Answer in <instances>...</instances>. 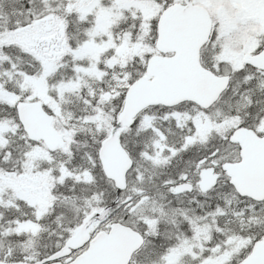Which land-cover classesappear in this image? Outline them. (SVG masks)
Returning a JSON list of instances; mask_svg holds the SVG:
<instances>
[{"label": "rangeland", "instance_id": "rangeland-1", "mask_svg": "<svg viewBox=\"0 0 264 264\" xmlns=\"http://www.w3.org/2000/svg\"><path fill=\"white\" fill-rule=\"evenodd\" d=\"M193 1L206 7L212 16L214 37L208 53L220 63L219 73L222 75L243 68L244 57L255 54L259 48L264 47V0ZM82 3L84 5L79 10L80 13L93 14L97 24L92 39L74 55L85 65L77 68L76 78L72 77L58 87L59 99L51 96L48 78L62 65L68 50L61 43L65 42L62 38L63 30L50 26L49 23L50 27L38 23L18 35L19 42L30 52L36 46L46 43L54 47L48 48L42 54L45 73L39 77L25 78L17 92L0 89V110L4 107L8 110L16 105L21 99L20 95L26 96L25 100L37 99L43 102L57 118V130L65 135L68 144L72 128L82 130L84 126L91 125V121L80 113L90 110L88 106L82 103L79 105L78 100L75 105H66L67 96L71 99L72 93L82 89L89 95V99H96V103H100L93 110H106V104L117 97L119 91L127 85L131 62L136 59L141 61L145 55L153 53L154 49L144 39L147 38L151 22H156L162 10V6L155 3L135 0H84ZM136 12L142 16L144 22L139 42L132 28L122 29L115 26L127 14L130 17L136 16ZM115 70L116 75L113 74ZM258 80V86L263 89L264 74L259 75ZM248 96L250 95H238L233 91L209 112L184 107L182 110L174 108L157 110L155 114H144L134 133L129 134H150L148 136L153 139V149L147 154L138 153L130 176L129 189L121 196L122 204L114 207L94 230L125 218L129 225L152 235L157 221L162 219L163 225L171 224V228L175 229L168 230V235L163 236V242H167L169 236L173 242L165 247L158 260L142 264L240 263L243 254L247 255L253 250L254 237L251 234L256 233L252 229L257 228L259 237H264V202L257 203L241 198L234 200L222 186L210 193L204 202H196L190 189L182 190L184 193L181 194L177 192V188L186 182L182 178L187 175L180 173L174 178L166 169L169 164L174 163L172 158L178 151L187 146H204L213 137L224 136L248 119L250 115L245 110L250 105ZM107 110H111V107ZM103 122L105 120L100 121L98 129L103 126ZM256 130L264 134V118ZM180 140H184L181 146H169ZM9 142L16 145L22 141L18 130L5 121L0 124V148ZM27 148V157L30 155V160L23 164L21 170L24 174L14 176L7 172L1 176L0 193L12 190L14 195L9 196L6 204L7 215L16 214L20 217L17 222L19 231L35 234L48 227L49 215L54 214L51 201L55 199L52 191L57 184L54 183L55 178L52 175H56L61 182L66 178L87 179L90 164L86 161L83 167H77V163L71 161L67 147L55 153H51L40 143L31 144ZM238 157L239 148L228 143L218 154L205 159L206 164L201 165V168L188 169L189 183L195 184L199 169L207 164L220 169L225 161L236 160ZM39 165H47L51 170L41 169ZM14 167L19 168L17 165ZM92 167L91 165V169ZM226 179L223 178V181ZM129 202L131 206L126 207ZM70 217L72 222H77L81 214L74 211ZM58 239H54L58 243L55 249L62 244ZM148 255L145 252L142 257L147 258ZM140 258L141 255L134 264H141Z\"/></svg>", "mask_w": 264, "mask_h": 264}, {"label": "trees", "instance_id": "trees-1", "mask_svg": "<svg viewBox=\"0 0 264 264\" xmlns=\"http://www.w3.org/2000/svg\"><path fill=\"white\" fill-rule=\"evenodd\" d=\"M78 1L81 3L78 4ZM83 1L84 0H75L71 2L70 0H0L1 90L5 89L10 92H17L25 78L39 77L45 73L46 68L42 54L47 52V49L52 48V46H48L49 43H46L39 47L36 46L33 52H30L29 49L18 40V35L22 33V31L28 30L31 27L33 28L40 23L39 25L46 24L48 27L57 26L63 30L62 38L65 42L61 43L65 45L68 50L66 53L67 56L63 59L64 62L57 71L48 78V87L51 91V96L59 99L58 87L68 79L72 77L76 78L77 68L85 65L81 59L75 58L74 53L92 39L97 24L93 14L82 15L80 13L79 10L84 5V3H82ZM135 1L155 3L162 6V9L175 2L174 0ZM75 4L77 6H75ZM141 17L139 13L131 17L127 14L123 19L117 21L115 26L116 28L121 27L122 29H127L128 27L132 28L139 42L143 34L144 26ZM58 23L60 25H57ZM146 36L147 38L144 39V42L151 48H154L156 39L155 20L151 22ZM209 48L210 45L204 49L202 64L212 69L215 73H219L220 63L216 58L211 56V53L209 55ZM263 48L264 47L259 48L256 52L261 51ZM146 58L147 55H145L141 61L136 59L131 62V71L127 79V85L144 73ZM113 74H117L116 70L113 71ZM230 74L232 76V82L226 95L233 91H236L238 95H250L248 98L251 109L248 110V112L251 117L244 120L242 124L256 128L259 121L263 118V112L256 109L258 103L264 100V87L261 89L258 86V77L261 74L263 75L264 71L258 70L254 66L247 64L243 68L231 71ZM125 90L126 87L122 88L118 96L112 98L106 104V110H93L95 107H99L100 103H96V99H89V95L82 89H77L72 93L71 99L67 96L66 105L70 103L75 105L77 102L76 100H78L80 103L79 105H81V103L85 104L90 109L80 113L90 119L91 125L84 126L82 130L72 128V136L69 144L67 143L66 145L69 150L71 161L77 163V167L81 168L84 162H89L90 169L88 170L87 179L76 180L75 178H66L61 182L56 175H52L55 178L54 183L57 184L56 189L52 191V196L55 198L51 201L54 214L52 216L51 214L49 215L50 222L48 227L41 229L35 234L19 231L17 222L20 220V217H17L16 214L7 215L8 211H6V204L9 200V196L14 195L12 194V190H6L0 193V260L37 261L55 250V247L58 245V243L54 241L56 237L63 243V241L71 236L75 227L87 213L98 210L102 214L101 221H104L114 207H118L122 204L121 196L123 194H118L113 183L106 179L103 174L98 159V149L101 140L108 136L110 130L116 123L117 116L123 105ZM20 97V100H25L26 96L20 95ZM251 97H253V99H251ZM109 106L111 110H107ZM184 107H190V109L195 108L199 111V109L191 103L183 104L177 107V109L182 110ZM46 109L51 112L48 107H46ZM157 110L167 109L163 107H151L148 108L144 114H155L154 112ZM62 112L65 111L62 110ZM256 114L258 116H255ZM141 117L142 116L138 118L134 127L123 130L121 134L122 143L134 159L137 157L138 153L143 152L147 154L153 149V139L151 136H148L150 134L146 136L141 134H129L132 132L134 133ZM101 120H105V122H103V126L98 129L97 127ZM5 121H8V124L18 130V135L22 142L16 145L9 142L0 148V178L7 172L14 176L24 174L21 169L23 168V164L30 160V155L27 157L29 153L27 147H30L32 144L23 132L14 106L9 107L8 110L5 107L0 110V124ZM54 124L57 128L58 120L56 117ZM230 133L231 131L227 132L222 137H213L204 146H187L184 150L178 151L172 158L174 163L169 164L166 171L170 172L174 178H177L180 173L189 176L188 169L190 167L201 168V165L206 163L205 159L211 157L213 154H218L223 147L228 144V136ZM182 141L184 140H180L175 144H169V146L177 148L183 144ZM14 165H17L19 168L14 167ZM91 165L93 166L92 169ZM39 166L41 169L51 170L47 165ZM54 170L55 169H53V171ZM186 178L187 177H184L182 180ZM221 186L224 187L228 192L227 194L231 196L232 199H240L235 190L228 183V179H226V181L221 179L214 191L218 190ZM191 194L195 197L196 202H204V200L209 197V194L203 195L199 193L196 187ZM129 205L130 202L126 204V207H129ZM74 211H78L81 214V218L77 222H72L70 217L71 213ZM121 221L125 222V218ZM171 226V224L163 225V220L161 219L157 221L154 234L148 235L145 233L146 244L138 254L139 256L141 255V264L158 260L160 256L163 255L165 247L173 242V240L163 242V236L168 233V230H174V227L171 228ZM256 230L257 228L252 229V231L256 233L251 234L252 237H254L253 243L262 238L259 237L258 230ZM263 235L264 233L262 236ZM145 252L149 253L147 258L142 257ZM246 256V253H244L242 259ZM237 262L238 261L235 263Z\"/></svg>", "mask_w": 264, "mask_h": 264}, {"label": "water", "instance_id": "water-1", "mask_svg": "<svg viewBox=\"0 0 264 264\" xmlns=\"http://www.w3.org/2000/svg\"><path fill=\"white\" fill-rule=\"evenodd\" d=\"M212 33L209 12L192 0L166 8L157 23V51L173 53L171 57L153 55L147 63L146 75L133 82L125 93L124 103L111 133L100 144L99 161L105 177L113 181L118 193L128 186L127 175L134 165L129 152L122 145L120 130L134 125L136 118L149 107H174L191 102L202 109L211 108L228 89L230 76H217L199 63L202 47ZM264 70V50L244 58ZM16 113L23 130L33 142L43 141L50 151L66 144L63 134L53 126L54 117L38 101H21ZM229 142L240 147V161L226 162L222 170L241 197L264 201V136L253 129L239 127L229 136ZM214 167L200 173V189L207 192L219 180ZM179 187V191L186 189ZM100 219V213L88 214L76 232L63 246L47 258L33 264H129L133 255L144 245L143 235L129 226L114 222L109 231H100L91 237V227ZM87 249L75 259L74 251ZM68 258L67 263L62 259ZM0 264H32L4 262ZM242 264H264V242L256 244L255 253Z\"/></svg>", "mask_w": 264, "mask_h": 264}, {"label": "flooded vegetation", "instance_id": "flooded-vegetation-1", "mask_svg": "<svg viewBox=\"0 0 264 264\" xmlns=\"http://www.w3.org/2000/svg\"><path fill=\"white\" fill-rule=\"evenodd\" d=\"M186 183L190 184L188 190L190 189V187L192 188L193 185L191 183H189V181H186Z\"/></svg>", "mask_w": 264, "mask_h": 264}]
</instances>
